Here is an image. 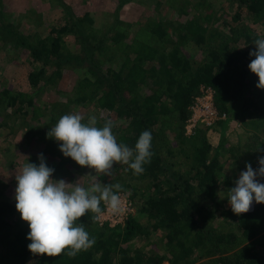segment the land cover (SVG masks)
Listing matches in <instances>:
<instances>
[{"label":"trees","instance_id":"16d2710c","mask_svg":"<svg viewBox=\"0 0 264 264\" xmlns=\"http://www.w3.org/2000/svg\"><path fill=\"white\" fill-rule=\"evenodd\" d=\"M226 1L230 12L221 22L224 28L212 31L208 26L215 15V8L210 5L204 10L205 16L191 17L177 29L174 40H165L170 41L166 48L160 47V42L169 37L168 31L159 22L150 23L131 42L122 44L125 55L121 64L111 63L108 68L96 53L103 56L112 46L104 39L96 42L94 35L87 33L93 25L89 14L71 16L63 25L33 40L16 36L15 44L28 52L32 67L28 79L33 92L56 87L58 78L72 62L86 68L61 113L71 109L70 103L92 102L96 109L114 112L126 121V127L113 130L118 143L134 148L145 130L153 137V155L151 162L144 165L143 174L136 175L128 165L121 166L125 174L120 182L122 191H130L141 218L130 215L124 225L110 228L98 227L92 215L82 217L77 223H83L96 241L91 248L74 258L64 253L59 257L39 255L34 264H264V203H256L255 211L246 215L227 211L226 227L212 223L216 213L211 208L214 202H220L221 189L232 186L238 172L247 170V163L253 169L259 168L258 159L264 157V151H258L259 147L264 148V89L255 86L259 78L249 68L255 59L250 56L256 50L254 42L264 38L251 28L252 24L264 25V0ZM202 5L205 2H199L198 6ZM4 27L11 33L8 23ZM114 29L113 42L125 41L127 34L120 33L125 28L119 21ZM70 34L78 36V53L70 52L64 44V37ZM146 34L151 41L146 40ZM241 41L244 46L239 47L237 43ZM52 67L54 70L48 73ZM148 82L152 91L142 93ZM204 87L215 90L216 104L222 113L238 118L239 114L232 113L230 107L235 99H241L243 113L252 109L254 119L244 126L250 127L245 132V144L239 140L240 145L228 146L222 133L214 146L212 139L219 128L225 129L223 121L210 127L199 126L193 135H186L191 106ZM36 98L32 92H19L8 98L6 107L11 106L15 114L23 116L31 111V120H38L46 110ZM58 103L61 102L46 106L50 118L46 124L41 123L43 133H36L38 138L47 137L56 125ZM49 141L43 152L46 164L66 178L68 173L63 166L67 162L58 155L60 148L49 150L56 140ZM51 161L53 166L49 165ZM68 162L76 164L70 157ZM260 182L264 183V179ZM5 207L0 202V244L12 241L9 262L21 264L31 253V240L27 238L30 227L18 224L11 228L5 221ZM154 233L166 241L167 255L142 248V243ZM204 258L208 260L202 261Z\"/></svg>","mask_w":264,"mask_h":264},{"label":"rangeland","instance_id":"374dc122","mask_svg":"<svg viewBox=\"0 0 264 264\" xmlns=\"http://www.w3.org/2000/svg\"><path fill=\"white\" fill-rule=\"evenodd\" d=\"M201 1L205 2L206 5L198 6ZM210 5L213 9L215 8V15L214 21L207 24H209L208 26H210L212 31L214 29L220 30L224 28L221 23L224 15L230 12V4L226 0H0V202L7 206L4 208L8 215L5 217V221L11 228L18 224L25 226L28 224V222L22 219L21 213L16 209V175L22 172L23 166L28 162H40V155L47 149L46 145L50 142V138L48 136H40V138H38L39 135L35 136L36 133H43L41 123L44 122L46 124L49 122L50 109L46 108L47 105L61 102L56 104L59 105L56 107V113L58 114L57 122L63 115L79 113L85 117V122L89 117L95 116L98 127L103 126L107 120L113 121L115 125L113 130L115 131L126 127V121L117 116L116 113L98 110L92 102L78 105L70 103L69 107L71 106V109L61 113L63 107L66 108L65 104L68 103V98H71L73 95L77 81L87 72L85 67H78L76 62L68 64L63 75L58 78L56 87H50L49 89L47 87L38 93L33 92L28 79V72L32 68L28 61V52L24 51L23 47L15 44L16 36L25 39L32 38L33 40L39 38V35L43 36L53 27L63 25L71 16L81 17L89 14L93 20V25L87 29V33L93 34L96 42L104 39L105 43L112 46L106 53L104 52L103 56H101L100 52L99 54L96 53L97 58L102 61V65L108 68L111 63L114 66L121 64V60L124 58L123 54L125 55L121 51L122 44L124 42H131L132 39L139 35L137 32L143 27H147L150 23L159 22L169 33V37L160 42V47L164 46L168 48L170 41L165 42V40L168 38L174 40L177 29L191 17L199 18V16H205L204 10ZM117 21H119L121 27L125 28L120 33L125 32L127 38L122 43L117 42L115 44L112 37L115 35L116 30L114 28ZM7 23L12 30L11 33L4 27ZM251 28L252 31H257L258 35L264 36L263 24H252ZM145 37L147 41H151V38L147 34ZM64 44L70 52H80V42L77 35H66L64 37ZM237 45L242 47L244 46V42H238ZM188 52H190V49ZM84 65L88 66L86 62ZM53 70V67L50 68L48 73H52ZM151 91L152 86L148 82L142 88V93H150ZM4 92L6 93L4 94ZM19 92H32L33 96L37 97V104L46 110L43 116H39L40 119L38 120L42 122H38V120L32 121L31 117L33 115H31V111L29 115L23 116L15 114L11 106L6 107L9 101L8 98ZM242 104L241 99L231 100L230 107L233 110L232 113H237L239 116L238 118H234L229 113L228 120L223 121L225 131L219 128V134L217 133L212 139L214 146H217L219 143L218 138L220 139L222 133L225 134L224 140L228 146L230 144L237 146L240 143L238 142L239 140L242 145L246 143L245 132H247L246 129L248 130L249 126L246 129L244 126L249 124L251 119H254V115L250 108L246 109V112L243 113L241 111ZM51 108L53 110L54 107L52 106ZM38 127L40 128L38 129ZM40 130L41 133H39ZM61 143L55 141L54 148H50L49 150L56 151V149L60 148L59 145ZM58 155L67 162L63 167L67 171L66 174H68L66 178H63V174L55 170L51 177L53 180L59 181L62 179L70 184H75L79 181L81 186L87 188L94 183L105 185L120 184L122 179L125 178L123 167H121L122 164H114L113 174L106 176L96 173L94 169L89 167H82L77 163H72V166L68 162L69 157H65L62 152ZM52 164L54 163L51 161L49 165ZM254 169L257 170L258 168ZM239 173L241 172L239 171ZM239 177L240 174L235 176L234 181L238 180ZM232 187H235V182L232 186L223 187L220 191V202H214L211 208L212 210L215 208L216 218L212 223L216 227L220 225L226 227L227 211L232 210L227 192ZM130 194V191H121L119 193L120 196H125V198L131 201ZM132 204L133 211L131 215L140 219L139 206L133 202ZM104 206L103 204L102 209ZM3 215H6V213L3 212ZM89 215L93 216L91 212L85 216ZM93 221L96 222L95 220ZM86 223H88V220ZM98 227L100 226L98 225ZM160 237L159 233H154L148 241L146 240L147 242L142 243V248L167 255L166 241ZM11 243L13 242L6 240V242L0 244V264H10ZM20 255L23 257L22 253ZM28 256L25 261L21 260V264H34L39 258V255H34L33 253H28ZM201 260L207 261L208 259L204 258ZM163 264L171 263L170 261H165Z\"/></svg>","mask_w":264,"mask_h":264},{"label":"clouds","instance_id":"9594fccd","mask_svg":"<svg viewBox=\"0 0 264 264\" xmlns=\"http://www.w3.org/2000/svg\"><path fill=\"white\" fill-rule=\"evenodd\" d=\"M254 44L256 50L250 52V56L255 59L249 68L259 78L257 88L264 89V38L256 39ZM114 127L112 120L98 127L95 116L85 122V117L79 113L66 114L51 127L47 136L62 142L60 151L65 157L101 175L111 176L114 164L128 165L134 174H143L144 165L151 162L153 155L151 132L143 131L132 148L118 143ZM258 151L264 149L259 147ZM39 159V165L28 162L16 175V209L30 227L28 248L34 255L59 257L64 253L74 258L96 242L85 225L77 222L90 212L93 220H99L103 214L102 202L111 213H122L119 195L122 186L94 183L85 188L79 181L75 184L62 179L56 181L51 178L55 170L47 166L43 154ZM258 163L257 170L247 163V170L240 173L235 187L227 192L231 209L237 215L249 212L254 200L258 204L264 203V183L260 182L264 179V157H260Z\"/></svg>","mask_w":264,"mask_h":264},{"label":"built area","instance_id":"2783aa9c","mask_svg":"<svg viewBox=\"0 0 264 264\" xmlns=\"http://www.w3.org/2000/svg\"><path fill=\"white\" fill-rule=\"evenodd\" d=\"M201 94L196 97L193 105L191 106V115L186 124V133L191 136L195 133V130L199 126H213L219 121H226L229 118L227 112H221L216 104L215 95L216 92L213 88H202ZM123 211L122 213L115 215L104 206L103 214L99 220H95L100 227L109 226L115 228L119 225H124L128 217L132 214V202L125 196H121ZM255 200L251 206L249 212L240 214L246 215L255 211Z\"/></svg>","mask_w":264,"mask_h":264}]
</instances>
